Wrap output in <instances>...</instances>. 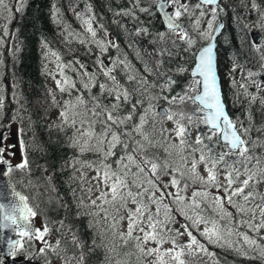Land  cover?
<instances>
[{
  "label": "snow or ice",
  "instance_id": "obj_1",
  "mask_svg": "<svg viewBox=\"0 0 264 264\" xmlns=\"http://www.w3.org/2000/svg\"><path fill=\"white\" fill-rule=\"evenodd\" d=\"M19 3L22 7L24 0H19ZM0 5H3V0H0ZM132 5L131 10L125 9L117 15L135 17L137 12H141L150 19L158 16L159 22L163 25V30L158 29L153 32L142 22L133 33L135 36L149 37L148 42L153 45L151 52L145 50L144 55L148 60L140 55L139 49L134 48V51L144 72L154 76L155 81L149 82L139 70L134 68L126 56H117L111 64H105L100 57L109 49L119 52V44L115 39L108 38L106 29L102 37L97 38L90 5L88 14H81L75 12V6L70 4L77 18L82 21V26L90 39L69 31L67 25L65 31L69 36L78 39L81 44H95L99 54L93 63L101 69L105 80L99 83L100 94L92 97L93 103L86 104L84 98L78 95L74 101L64 103L59 119L62 124H70L72 127L79 124L80 135L74 138L71 146H79L80 151L83 152L89 150V145L95 141L96 151L102 153L98 161L85 165L96 172L91 181L95 182L93 186L96 187L98 195L96 200H91V206L99 211L93 215L103 212L105 219H111L110 227L114 230L118 229L121 222L126 221V230L115 231L114 235L126 243L130 241L142 256L153 257L151 264H195V260L202 253L205 255L208 253L205 246L193 235L192 228L198 229L201 224L205 225L201 235L209 242H219L223 238L217 223L204 216L201 209V205L207 201L209 188L217 190L210 206L220 210L221 219L224 215L231 216V213H226L224 210V205L228 204L235 207L241 215L250 214L246 223L254 231L258 232L264 228V195L258 192V185L264 183V166L260 158L254 155L256 147L264 148V140L259 138L255 141L251 140L250 126L245 125L239 118L237 125L227 111V103L218 76L217 44L224 28L220 20V13L224 11L220 0H197L191 7L188 0H132ZM251 7L259 11L256 0H252ZM19 10L20 8L17 9ZM52 18L55 23H62V16L55 5H53ZM243 39L246 40L247 37ZM262 46H264V36L260 38L259 43L256 41L252 43L254 51L260 53L261 70H264ZM42 47L47 49L57 61L61 79L56 80V87L61 92L76 88V83L72 82L64 72V69L72 70L71 64L62 63L60 55L49 49L47 40L42 41ZM129 47L134 46L129 43ZM183 53H187L192 59L190 69L183 64H177L173 69L164 67L166 63H171ZM230 58L233 59V66L229 69V74L233 75L239 65L234 55ZM75 63L83 70L82 75L87 77L82 84V90L90 92L91 87L97 86L96 73L89 71L88 67L79 60ZM118 66L121 67L127 80L135 83L136 87L133 90L130 91L117 79L115 71ZM169 71L174 74L186 72L190 74L188 82L175 94L172 93L177 81L168 74ZM241 71L244 82L239 87L243 89L242 95L249 97L247 114L251 121L250 108L256 102L257 94L249 93L248 82L251 81L256 85L257 93L264 92V82L254 79L260 74L259 72L248 70L244 74L243 70ZM231 83L233 86L236 84L234 75ZM134 92L140 94L135 103L132 102ZM50 95L55 105V94L50 93ZM102 96L110 97L112 102L103 104ZM236 103L243 102L234 101L233 106ZM260 103L264 106V96L261 97ZM128 104H131V108L126 114H122L121 109ZM137 105L144 107L138 121L129 129L127 122L132 121L136 116ZM81 106H84L83 112L79 110ZM166 122H171L172 128L165 127ZM96 123L101 125L99 132L94 128ZM23 135L25 132L21 128L18 130V138ZM4 139L7 137H0V165L6 167L4 176H10L14 168L31 172V165L41 168L42 171H48L45 165L37 164L34 160L29 161L27 158V148L38 151L41 155L46 152L42 143H35L37 139L35 134L32 141L19 139L22 159L14 166L6 156L14 157L16 153L13 150L17 145L9 144L6 152ZM158 146L164 148L166 155L163 158L154 150ZM117 147L122 149L123 155L113 162L116 165L113 167V164L108 163V158L116 155ZM201 165L204 167L206 177L199 172ZM73 167L75 168V164ZM165 176L169 178L167 182L163 181ZM81 179L82 181L87 179L83 172ZM189 180H193L200 190L193 191L190 197H186L182 195V191L189 186ZM48 182H51L50 176ZM169 188L175 191L170 192ZM85 191L90 193L91 188ZM165 200L168 202L165 203ZM250 204L254 205V208H249ZM63 206L58 205V207ZM256 209L259 211L257 212ZM36 215L37 213L29 206L27 198L15 191L10 181L0 183V232L11 229L21 238L40 241L43 246L39 248L38 254L43 257L44 264H50L46 253L48 250L56 252L60 248V241L58 240L53 248L45 240V236L51 231L48 225L57 223L62 228L65 226L64 220L50 221L44 216V223L37 228L33 225V218ZM175 215L183 217L184 220L178 228L172 227L179 223L174 219ZM184 235H187L188 241L182 244L179 238ZM243 238L248 244L256 245V240L250 239L248 235L245 234ZM7 243L8 254L15 258L16 252L13 249H22L21 240H9ZM84 243L76 233L66 241V244H70L73 249H79L78 254L73 252L77 264H84ZM166 243L171 244V248L164 249L163 245ZM148 244H155L156 247H146ZM256 246L260 247V245ZM94 250L93 244L89 252ZM64 252L67 254V247ZM261 255H264V252ZM57 256L59 257V252ZM59 258L64 259V257ZM27 259L32 260L33 257ZM0 264L3 262L0 261Z\"/></svg>",
  "mask_w": 264,
  "mask_h": 264
},
{
  "label": "trees",
  "instance_id": "obj_2",
  "mask_svg": "<svg viewBox=\"0 0 264 264\" xmlns=\"http://www.w3.org/2000/svg\"><path fill=\"white\" fill-rule=\"evenodd\" d=\"M225 1L227 6L223 38L227 43L228 52L232 56L239 57L240 60L248 58V63L257 62L255 68L258 69L261 64L260 53L256 52L253 56V52H250L251 57L248 56L249 51L247 52V48L242 46V43L246 44L243 38L247 37V35L242 29L238 28L241 26L240 22H237L238 24L234 23L235 19L233 16L234 14H239L238 12L241 10L242 5L247 6L246 4L249 0H243V2L242 0ZM256 3L264 6V0H256ZM70 4L75 6V12L81 14H88L90 5L91 14L94 16L93 27L97 30V38H101L103 31L106 29L109 34L108 38L115 39L119 44V52L115 49H109L107 53L100 57L101 59L106 57L111 64L112 60L117 56H126L134 68L139 70L140 74L145 76L149 82L155 81L154 76L144 72L143 66L134 51V48L139 49L140 55L144 56L145 60H148L144 53L145 50L151 52L153 45L148 42L149 37L143 35L135 36L133 33L142 22L153 32L158 29L163 30V25L159 22L158 16L155 19H150L141 12H137L135 17L117 15V13L125 9L131 10L133 7L132 0H24L23 6L8 23L10 35L14 39V47L12 50L4 49L0 57L2 75L6 79L5 91L8 97L13 96V99H10L12 103L10 101L6 102L5 108L10 113L11 121L16 123L17 131L21 128L24 129L25 135L19 137V139L32 141L33 134H35L37 138L35 143L43 144L46 150L44 155L27 148V158L29 161L34 160L37 164L45 165L48 171H42L41 168L31 165V172H22L24 178L36 186L35 189L40 201L37 206L42 222L44 223V216H47L50 221L64 220L65 226L62 228L57 223H49L48 226L51 230L49 235L60 241L62 253L65 256L73 257L74 251L77 254L79 253V249H73L70 244H66V241L71 239L72 234L76 233L85 242L83 249L85 253L84 264H92L93 261V264H141L140 254L132 246L131 242L126 243L118 239L117 236H110V225L103 226L97 215L85 210L76 194L75 172L79 161L94 163L98 161L102 153L89 150L81 152L79 146H71L76 134L72 126L57 121L49 122V117L54 110L62 108L66 101H74L78 95L84 98L86 104L93 103L92 97L100 94L99 83L105 80L103 74L98 71L99 67L93 63L99 54L95 44H81L78 39L74 36H69L68 32L65 31V25H67L69 31L79 34L82 38L90 39L89 34L81 29L82 21L77 18ZM53 5L59 9L62 16L61 24L53 21ZM242 16L243 14L240 13L238 18ZM44 40H47L49 49L58 53L64 63L76 64L75 61L79 60L88 67L89 71H94L98 77L97 86L91 87L90 92L83 91L82 87L78 85V87L68 89L65 92L50 88L46 84L43 75L41 49L44 48L42 47V41ZM129 43H132L134 47H129ZM177 64H183L190 69L192 67V59L187 53H183L171 63H166L164 67L173 69ZM115 74L121 84L130 91L136 87L134 82L127 80L120 66L116 68ZM168 74L172 75L177 81L172 94L180 91L190 78V74L187 72L174 74L169 71ZM9 82H12V84ZM50 93L55 94V105H53ZM139 95L138 92L133 93V103H135ZM223 96L227 103V111L230 117L236 123H239V120H243L245 125L250 126L251 140L255 141L258 138L263 140L264 106L261 105L260 100H256L251 105L252 118L250 121L247 114L249 101L246 96L242 95L241 90L234 93V90L224 89ZM101 101L103 104L112 102L111 98L107 96H102ZM234 101H242L243 103H236L233 106ZM146 103L147 101H145ZM143 107L144 105H137L136 116H134L132 121L127 122L129 129L133 123L138 121ZM130 108L131 104L124 105L121 113L126 114ZM57 125H62V127L58 128ZM100 127L99 123L94 125L97 132H99ZM145 127L147 128L148 126L146 125ZM194 137L195 134H193V139ZM130 143H132V140H130ZM154 150L159 152L162 158L166 155L163 146H158ZM115 151L116 155L109 157L108 163L116 161L120 155H123L121 148L117 147ZM74 164L75 168L73 167ZM49 176L51 177V182H48ZM193 184L196 183L194 182ZM58 205L64 206L58 207ZM206 205L209 204L205 202V204L201 205L206 217L215 222H222L223 226L228 229L229 234L224 241L209 242L199 231L192 228L193 235L205 246L208 253V255L202 253L195 260V264H264V255H261L264 252L263 250L255 248L244 253L239 250L237 242L239 233L245 230L243 222L239 219H245L246 216L241 215L235 209L232 211L231 216L221 219V214L214 212L210 206ZM176 216L180 217L175 215V220H177ZM177 224L172 225V227L176 228ZM93 244L95 245V252H89V248ZM99 246H102V249ZM66 247L68 248L67 254L64 252ZM101 250L102 252H99Z\"/></svg>",
  "mask_w": 264,
  "mask_h": 264
},
{
  "label": "rangeland",
  "instance_id": "obj_3",
  "mask_svg": "<svg viewBox=\"0 0 264 264\" xmlns=\"http://www.w3.org/2000/svg\"><path fill=\"white\" fill-rule=\"evenodd\" d=\"M18 8H21L19 0H3V5H0V57H1V54L3 53L4 49L12 50L14 47V39L10 35L9 29H8V23L12 20V17L17 12ZM253 25H254V27L259 29L260 31L263 30L264 29V18H262V16H261V19L258 20L256 23L254 22ZM81 29L84 32H86L85 28L82 26V24H81ZM41 52H42V56H43V73H44L45 82L47 83V85L50 88L58 89L56 87V80H60L61 76L58 74L59 69L57 68V61H56L55 57H53L47 49L42 48ZM102 59L105 61H108L106 59V57H103ZM61 62L64 63L62 61V59H61ZM224 68H225L224 74L227 75L228 70H229V66H226ZM71 69L72 70L64 69L65 75L72 82H75L76 86L78 85L79 87H82L83 82L86 81V79H87V77H84L82 75L83 70L80 68L79 65L73 64V63H71ZM98 71L100 73H102L100 68H98ZM258 72L260 73L259 75H261V76L264 75V70L260 69V71H258ZM1 74H2V66H1V61H0V83H2V78H3V75H1ZM53 76H55V79H53ZM252 87H256V85L251 83V81H249L248 82V90L251 89ZM1 89H2V85L0 84V90ZM3 97L4 96H2V94H0V104L2 103ZM61 110H62V108L54 110L53 113L49 117V119H50L49 122L53 123V122L57 121V122L62 123V121L59 119V114H60ZM79 110L81 112H83L84 106H81ZM238 124L239 123H237V125ZM66 125H70V124H66ZM164 126L167 128H172V123L166 122ZM73 129L76 131L75 137H78L80 135L79 124H77L76 127H73ZM1 136L7 137V139H4V141H3L6 152H7V146L9 144L16 143L17 147L13 150V151H15L16 155L14 157H7L6 156V158L9 160L10 164L13 166L19 164L21 162L22 157H21L20 145H19V140H18V131H17V126L14 123V121H11L10 113L7 114V118H5L4 121L3 120L0 121V137ZM249 137L251 139L250 133H249ZM263 140H264V138H263ZM89 151H96L95 141H93L92 144L89 145ZM254 155L258 156L260 158V160L262 162V166H264V148L259 149V147H256L255 151H254ZM86 164H88V163H85L83 161H79L77 170L75 172V177L77 180L76 194L80 200V204L82 205V207L85 210H87L91 213H97L99 210L97 208H94L91 206V200H96L97 195H98V191H97L96 187L93 186L95 182L91 181V178L96 175V172L94 170H92L91 168L86 167L85 166ZM115 166L116 165L114 164L113 167H115ZM15 170L17 171V169H15ZM81 172H83L84 176L87 178L85 181H82V179H81ZM199 172L201 173V175H204L206 177V173L204 172L203 165H201L199 167ZM168 179L169 178L167 176L163 177L164 182H167ZM193 183H194L193 180H191L189 182V186L187 187L186 190L182 191V195H184L186 197H190L193 191L200 190L198 185L193 184ZM22 188L26 192H28L30 194V196L35 195V191L30 189V185H22ZM88 188H91L90 193L85 191V189H88ZM168 191L174 192L175 189L169 188ZM208 192H209V195H208L206 202L210 206L214 195L217 194V190L215 188H209ZM258 192L261 195H264V183H260L258 185ZM33 198L36 200V197H33ZM237 199H239V198H237ZM166 201L167 200H165V202ZM97 203H99V201H97ZM257 203H259V201H257ZM248 207L254 208V205L250 204V205H248ZM32 208L36 212L35 207L32 206ZM210 208L214 212L221 214L219 209H213L211 206H210ZM201 209L203 210V215L206 216L204 213V209L202 207H201ZM235 209L236 208L231 206V205H228V204L224 205V210L226 213L232 214V211ZM256 211L258 212L259 210L256 209ZM97 216L102 221L103 226L108 225V224L111 226V223H112L111 219L110 218L105 219L103 212H99V215H97ZM245 216H246L245 219H243V218L239 219L240 221L243 222V226L245 227V230L243 232L239 233V240H237L240 252L244 253L245 251H250V250H253L255 248H258L259 250L264 251V228H261L258 232L254 231L253 228H250L248 226V224L246 223V221L250 218V214L245 215ZM224 217L227 218L228 215H224ZM176 219L179 221V223L176 226V228H178V227H180L181 223H184V220H183V217H181V216L180 217L176 216ZM257 220H259V216H257ZM33 222L36 224L37 228L41 227V225L43 224L42 219L40 218V216L38 214L36 215L35 218H33ZM216 223L220 227V230H221V233L223 236V238L221 240L224 241L228 237L229 231L226 227L223 226L222 222L219 221ZM254 224H255V222H254ZM208 226L211 227V225H208ZM126 227H127L126 221L121 222L120 225L118 226V229L114 230L110 227L111 228L110 236L114 235L115 231L124 232L126 230ZM204 227H205V225L201 224L198 229L197 228H195V229L197 231H199L200 233H202L204 230ZM253 227H254V225H253ZM136 234L137 233H134V235H136ZM245 234L248 235L250 239H255L256 245H260V247H257L256 245H250L247 242H245V240L243 238ZM114 236H116V235H114ZM20 240L22 242L23 247H22V249L21 248L15 249L16 255L24 256L25 258L34 257L37 262L39 261L41 264H44L43 257L38 254L39 248L43 246L41 244V242L29 240L26 237L21 238ZM45 240L53 248H55V246L57 244V239L53 238L50 235H47V236H45ZM186 241H188L187 235L180 237V243L183 244ZM146 247L154 248V247H156V245L155 244H148V245H146ZM163 248L164 249L171 248V244L166 243L163 245ZM57 252H59V257H64V259L59 258L57 256ZM46 255H47L48 259L50 260V264H77L76 259L71 258V257H67L62 253L61 245H60V248L56 250V252L48 250ZM140 257H141L140 258L141 264H151V262L153 260V257H145V256H142L141 254H140ZM39 262H38V264H40Z\"/></svg>",
  "mask_w": 264,
  "mask_h": 264
},
{
  "label": "water",
  "instance_id": "obj_4",
  "mask_svg": "<svg viewBox=\"0 0 264 264\" xmlns=\"http://www.w3.org/2000/svg\"><path fill=\"white\" fill-rule=\"evenodd\" d=\"M251 38L253 41L258 42L259 41V34L257 32H252L251 34ZM6 171V167L4 165H0V183H7L9 182L6 178V176H4V172ZM15 191H17L15 189ZM18 192V191H17ZM16 241L17 240V235L15 234V232H13L11 229H5L2 231V243H1V252L4 255V257L7 259V264H15L10 258H9V245H8V241ZM23 264V263H20Z\"/></svg>",
  "mask_w": 264,
  "mask_h": 264
},
{
  "label": "flooded vegetation",
  "instance_id": "obj_5",
  "mask_svg": "<svg viewBox=\"0 0 264 264\" xmlns=\"http://www.w3.org/2000/svg\"><path fill=\"white\" fill-rule=\"evenodd\" d=\"M20 257H21V256H15V260H20V259H21ZM0 261H2L3 264H4V261H3V260L0 259ZM29 264H37V263H36V261H32V262H30Z\"/></svg>",
  "mask_w": 264,
  "mask_h": 264
},
{
  "label": "bare ground",
  "instance_id": "obj_6",
  "mask_svg": "<svg viewBox=\"0 0 264 264\" xmlns=\"http://www.w3.org/2000/svg\"><path fill=\"white\" fill-rule=\"evenodd\" d=\"M119 78H120V77H119ZM101 247H102V246H101ZM101 247L99 246L100 249H102ZM96 248H97V247H96ZM94 252H95V251H94ZM97 252H98V251H97ZM99 252H102V250L99 251ZM99 252H98V253H99ZM101 254H102V253H101ZM101 254H100V255H101ZM95 255H96V254H95ZM101 257H102V256H101ZM91 258H92V257H91ZM92 259H93V258H92ZM92 259H91V260H92ZM101 259H104V258H101ZM96 262H97V261H96ZM103 262H104V261H103ZM105 262H106V261H105ZM126 262H127V261H126ZM93 263H94V261H93ZM93 263H92V264H93ZM101 264H103V263H101ZM105 264H106V263H105ZM109 264H112V263H109Z\"/></svg>",
  "mask_w": 264,
  "mask_h": 264
}]
</instances>
